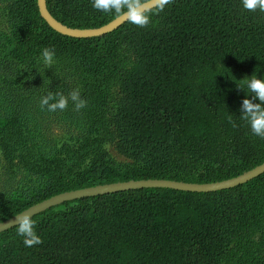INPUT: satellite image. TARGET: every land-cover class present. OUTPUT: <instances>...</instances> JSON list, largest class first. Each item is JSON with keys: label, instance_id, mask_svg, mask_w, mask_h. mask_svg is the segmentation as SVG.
Wrapping results in <instances>:
<instances>
[{"label": "trees", "instance_id": "16d2710c", "mask_svg": "<svg viewBox=\"0 0 264 264\" xmlns=\"http://www.w3.org/2000/svg\"><path fill=\"white\" fill-rule=\"evenodd\" d=\"M46 3L73 28L117 17L90 0ZM156 8L146 27L128 20L76 38L55 31L37 0H0L1 134L11 140L0 149L24 146L27 170L54 163L40 184L24 181L2 200L0 222L65 191L140 179L209 183L264 162V139L240 116L250 93L237 87L264 74V12L241 0ZM44 47L56 52L49 68ZM76 88L86 107H41L43 95ZM52 121L66 131L60 137ZM31 219L43 242L25 247L18 225L1 232L0 264H264V173L208 193L142 188L81 198Z\"/></svg>", "mask_w": 264, "mask_h": 264}, {"label": "clouds", "instance_id": "9594fccd", "mask_svg": "<svg viewBox=\"0 0 264 264\" xmlns=\"http://www.w3.org/2000/svg\"><path fill=\"white\" fill-rule=\"evenodd\" d=\"M92 7L104 13L114 12L117 16L124 14L128 20L137 26L146 27L151 21V13L142 10L145 0H90ZM171 3V0H158L156 11H162ZM242 8L248 11L264 12V0H241ZM40 60L45 68L52 67L56 62L54 48L44 47L41 50ZM249 78L241 79L242 83L237 86L239 89L250 93L245 95L240 105L241 119L248 122L251 131L255 136L264 139V74L251 75ZM79 110L86 107L87 101L81 97L79 88L73 89L67 96L62 93L49 92L40 98L42 108L47 107L48 111L55 112L64 110L69 102ZM18 218L17 235L23 238L25 247H32L41 244L42 238L35 230V221L28 214Z\"/></svg>", "mask_w": 264, "mask_h": 264}, {"label": "water", "instance_id": "95a60500", "mask_svg": "<svg viewBox=\"0 0 264 264\" xmlns=\"http://www.w3.org/2000/svg\"><path fill=\"white\" fill-rule=\"evenodd\" d=\"M39 12L44 20L57 32L76 38L101 37L117 29L120 25L128 21L126 15L121 14L110 20L104 25L93 28H73L58 21L48 10L46 0H37ZM158 6V0H147L143 3L142 10L149 11ZM264 173V162L256 167L243 172L235 177L209 182L196 183L176 181L169 179H140L120 181L114 183L98 184L90 187L70 190L58 193L42 201H39L18 214L0 222V233L6 231L18 224L19 216L28 214L31 217L38 215L51 207H55L67 201H73L81 198H88L98 195L115 193L132 189L142 188H169L188 192H215L219 190L230 189L258 177Z\"/></svg>", "mask_w": 264, "mask_h": 264}, {"label": "rangeland", "instance_id": "374dc122", "mask_svg": "<svg viewBox=\"0 0 264 264\" xmlns=\"http://www.w3.org/2000/svg\"><path fill=\"white\" fill-rule=\"evenodd\" d=\"M18 71L19 72L17 74H24L26 71V66L23 65L21 69H18ZM5 124L6 120L3 117H0V140H2V143L8 144L11 140L8 141L7 139H3V134H1L4 132L3 128ZM49 124L54 137H60L61 133L63 135L66 132L63 128L61 129V127L57 126L54 121L50 122ZM62 139L63 137L60 140ZM23 147L24 146H21L19 147L18 151L10 152L6 155L0 149V203H2V200H5L6 197H9V195L15 194L17 189L22 186V183L24 181H29L30 179H33L37 182V184H40V180H44V175L47 174L45 171L49 170L48 167L51 168L52 166H54V163H47V167H44V169L46 170H42L40 167L37 166H33L31 170L25 169V167L23 166L22 156L20 154V150ZM12 148V146L9 147L10 150H12ZM35 148L37 149V145H35ZM7 174H13L15 179L10 183L5 184ZM238 254L240 256L242 253Z\"/></svg>", "mask_w": 264, "mask_h": 264}]
</instances>
